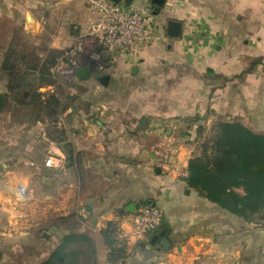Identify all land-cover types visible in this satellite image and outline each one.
Here are the masks:
<instances>
[{
    "label": "crops",
    "instance_id": "obj_1",
    "mask_svg": "<svg viewBox=\"0 0 264 264\" xmlns=\"http://www.w3.org/2000/svg\"><path fill=\"white\" fill-rule=\"evenodd\" d=\"M129 7L152 15V42L128 56L97 47L103 68L89 63V78L67 89L74 101L49 118L33 96L60 100L53 69L93 18L89 0H0V264H28L23 254L41 264L70 233L90 237L97 264H111L107 222L120 231L123 264H264V223H245L185 184L198 127L237 115L247 127L264 113L262 74H236L243 59L264 58V0ZM169 22L180 24L178 37L167 35ZM48 156L61 168L46 167ZM142 203L162 225L135 238L121 213Z\"/></svg>",
    "mask_w": 264,
    "mask_h": 264
},
{
    "label": "trees",
    "instance_id": "obj_2",
    "mask_svg": "<svg viewBox=\"0 0 264 264\" xmlns=\"http://www.w3.org/2000/svg\"><path fill=\"white\" fill-rule=\"evenodd\" d=\"M40 97L34 95L33 103L49 118H54L57 111L63 113L75 99L69 96L59 100L50 95L40 101ZM63 149L70 160L71 144L65 143ZM185 184L186 192L195 191L245 223H264V133H256L238 121H217L212 135L202 142L199 154L189 159ZM144 205L150 204L140 206ZM161 225L162 222L154 232ZM101 234L109 249V263L123 264L126 247L116 240L120 234L117 224L107 222ZM41 264H97L93 240L86 234L70 233Z\"/></svg>",
    "mask_w": 264,
    "mask_h": 264
},
{
    "label": "built area",
    "instance_id": "obj_3",
    "mask_svg": "<svg viewBox=\"0 0 264 264\" xmlns=\"http://www.w3.org/2000/svg\"><path fill=\"white\" fill-rule=\"evenodd\" d=\"M89 9L93 18L86 23L76 38L73 46L58 60L54 73L66 82H72L76 71L89 63L98 64L100 49H124L135 51L142 45H149L153 40V17L144 11L128 12L118 4L109 0H89ZM143 12V13H142ZM163 159L169 160L165 152ZM44 165L61 168L60 159L48 156ZM131 235L142 238L154 232L162 222L161 212L151 205L139 206L126 217Z\"/></svg>",
    "mask_w": 264,
    "mask_h": 264
},
{
    "label": "rangeland",
    "instance_id": "obj_4",
    "mask_svg": "<svg viewBox=\"0 0 264 264\" xmlns=\"http://www.w3.org/2000/svg\"><path fill=\"white\" fill-rule=\"evenodd\" d=\"M118 5L121 6L123 9H125L128 12H134V11L141 12L140 10L131 9V7L126 6L125 4H123V1L121 3H119ZM153 29H154V26H153ZM145 46H147V45H142L141 47H139L137 49V51L141 50V48H143ZM104 50L108 51L112 56H116V55L128 56V55H131L132 53H134V51H124V49H116V48L111 49L110 51L107 49H104ZM64 52L65 51H62L61 53L63 54ZM61 53H60V56H62ZM239 64H240V67L236 73V74H240L238 76V78H243L244 75H246V74H253V75H250V76H253V78H254V76L255 77L258 76V77H256L255 80L259 79L260 74H262V78H264V58L258 57V58H251V59L248 58L246 60L243 59L242 63H239ZM95 73L97 74L98 72L95 71ZM59 80H60V85H59L57 91L59 92L60 97L63 100H65L66 98H68L70 96L69 93H71V91H68L67 89L70 90V87H72V85H73V81L68 83V82L62 80L61 78ZM250 81H252V79H249V82ZM252 82H251V84H252ZM256 115H258V116H256ZM256 115L253 114V117H251L249 120H245V122H247L246 125L248 128H250L256 132L264 131V113L256 114ZM238 116H240V115H237L236 117L231 118L232 120H230V121H237V119L239 118ZM261 133H264V132H261ZM210 135H212V127L201 129V131H197V129H196V136H199V138H200V140H197V144H196L198 149H199V152H200V146H201L202 142L204 141V139L208 138ZM37 227H39V231H41V232L42 231H45V232L49 231L46 225H41V226L38 225ZM21 257H22V259L25 258V260L28 261L27 262L28 264H32L34 262H36L35 264L38 263V257L37 256H29L28 257L27 255L23 254V255H21ZM27 258L30 259V262H29V259H27Z\"/></svg>",
    "mask_w": 264,
    "mask_h": 264
},
{
    "label": "water",
    "instance_id": "obj_5",
    "mask_svg": "<svg viewBox=\"0 0 264 264\" xmlns=\"http://www.w3.org/2000/svg\"><path fill=\"white\" fill-rule=\"evenodd\" d=\"M112 3L119 4L123 1V4L126 6H129L131 3V0H109ZM165 0H151L152 5L155 7L154 8V13L158 11V9L163 6ZM180 31V24L178 22H169L167 25V35L171 38L178 37ZM136 68L132 71L133 73L135 72ZM92 74V67L90 65H85L78 69L76 71V77L85 80L89 78V76ZM99 82L102 84H107L108 77L107 76H101L98 78ZM2 97H0V108L2 105ZM90 203V202H89ZM124 212L128 214H132L134 212V205L130 204L125 210L121 213L123 214Z\"/></svg>",
    "mask_w": 264,
    "mask_h": 264
}]
</instances>
